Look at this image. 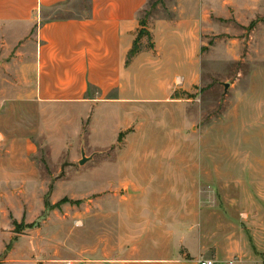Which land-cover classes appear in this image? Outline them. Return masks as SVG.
Masks as SVG:
<instances>
[{"label":"rangeland","instance_id":"374dc122","mask_svg":"<svg viewBox=\"0 0 264 264\" xmlns=\"http://www.w3.org/2000/svg\"><path fill=\"white\" fill-rule=\"evenodd\" d=\"M88 2L69 0L70 4L50 16L77 15L85 12ZM139 17L148 28L166 19L175 24L176 34L191 30L197 83L185 88L184 72L177 70L172 94L175 119L169 123L146 118L143 130L157 126V120L166 125L162 127L166 131L152 130L142 141L135 126L115 141L112 133L101 130L90 135L88 121L82 120L77 131L67 116L62 132L57 130L56 118L48 116L47 127L27 135L31 136L29 172L35 178L25 180L17 172L12 194L0 193V264H75L100 256L90 251L118 248L121 236L127 246L137 244L134 238L144 234L147 237L138 243L143 247L157 244L156 236L168 244L199 242L194 229L136 226L139 213L148 207L155 215L160 210L157 204L145 206L152 198H137L128 182L119 185L107 164L129 156L223 161L220 167L231 172L224 174L219 185L214 175L209 178L208 185L214 187L206 195L208 211L202 218L201 242L204 238L213 247L231 240L234 253L229 261L233 264L241 259L264 264V164L259 165L262 172L251 174L247 165L235 163L253 156L264 162V0H148ZM251 22H255L253 28ZM148 46L153 47L152 43ZM134 55L129 52V58ZM168 69L172 74L176 71ZM156 81L145 72L142 86L153 88ZM225 84H229L227 89ZM62 111L66 115L72 110ZM145 136L150 137L146 144ZM19 137L26 139L23 134ZM113 140L114 144L106 146ZM82 150L90 160L80 165ZM229 160L234 162L228 166ZM160 199L173 203L182 197ZM174 210L164 216L169 218ZM194 215L192 222L197 224ZM196 228L200 229L199 224Z\"/></svg>","mask_w":264,"mask_h":264},{"label":"crops","instance_id":"0c3cea01","mask_svg":"<svg viewBox=\"0 0 264 264\" xmlns=\"http://www.w3.org/2000/svg\"><path fill=\"white\" fill-rule=\"evenodd\" d=\"M147 2L89 0L85 12L50 16L70 4L69 0H0V193L12 194L17 172L25 180L35 178L29 172L31 136H28L47 127L48 116L56 118L60 132L67 116L75 122L77 131L82 120L88 121L90 135L101 130L112 133L115 141L134 126L141 141L152 130L166 131L162 128L166 125L157 120V126L143 130L146 118L174 121V74L177 70L184 72L185 88L197 83L198 62L191 45L192 34L188 29L176 34L173 22L159 20L151 28L145 27L149 35L140 37L139 51L129 58L142 28L139 16ZM150 43L153 47L148 46ZM170 66L176 70L173 74L169 72ZM145 72L157 80L153 88L142 86ZM63 108L72 111L65 115ZM172 130L174 133V126ZM21 134L26 136L24 141L19 137ZM143 139L144 144L150 141L148 136ZM151 140L158 139L151 137ZM148 158L119 157L107 163L119 178V185L128 182L136 190L137 198H152L145 206L159 207L156 215L149 212L150 207L139 213L136 226L194 229L199 242L179 240L168 244L161 243L162 236H156L157 244L143 247L138 243L147 237L144 234L134 238L137 244L127 246L121 236L118 248L105 246L90 251L99 252L100 256L85 257L75 264H198L200 259L230 264L229 258L234 253L231 240L213 247L204 238L201 242V229L205 228L202 218L208 211L206 195L214 187L208 185L209 178L212 180L214 175L219 185L224 174L231 172L229 168L220 167L223 161L213 162L206 157ZM248 158L235 163L247 165L251 174L263 171L259 165L264 162L255 156ZM233 162L229 160L227 165ZM210 164L217 167L210 169ZM111 182H107L109 187ZM196 196L200 199H191ZM163 197L182 200L172 203L160 199ZM171 208L175 210L167 218L164 213ZM193 213L200 229L192 222ZM246 261L241 259L237 264H248Z\"/></svg>","mask_w":264,"mask_h":264},{"label":"trees","instance_id":"16d2710c","mask_svg":"<svg viewBox=\"0 0 264 264\" xmlns=\"http://www.w3.org/2000/svg\"><path fill=\"white\" fill-rule=\"evenodd\" d=\"M140 25H141V29L139 30V32H138V36H137V38L135 39V42H134V44H133V47H132V49H131V51H130V54L131 55H134V54H136L138 51H139V49H140V47H139V40H140V37L142 36V35H149V33L147 32V30H146V26H145V24H144V22H142L141 20H140ZM254 25H255V22H251V24H250V28H253L254 27Z\"/></svg>","mask_w":264,"mask_h":264},{"label":"water","instance_id":"95a60500","mask_svg":"<svg viewBox=\"0 0 264 264\" xmlns=\"http://www.w3.org/2000/svg\"><path fill=\"white\" fill-rule=\"evenodd\" d=\"M229 84H225V88L227 89ZM90 160V157H86L84 151L82 150V158L79 160V164L83 165L85 162Z\"/></svg>","mask_w":264,"mask_h":264},{"label":"built area","instance_id":"2783aa9c","mask_svg":"<svg viewBox=\"0 0 264 264\" xmlns=\"http://www.w3.org/2000/svg\"><path fill=\"white\" fill-rule=\"evenodd\" d=\"M233 261H229L231 264ZM198 264H215V261L213 259H200L198 260Z\"/></svg>","mask_w":264,"mask_h":264}]
</instances>
